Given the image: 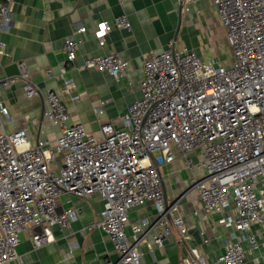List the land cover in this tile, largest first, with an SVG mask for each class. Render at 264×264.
I'll return each instance as SVG.
<instances>
[{"label": "built area", "instance_id": "1", "mask_svg": "<svg viewBox=\"0 0 264 264\" xmlns=\"http://www.w3.org/2000/svg\"><path fill=\"white\" fill-rule=\"evenodd\" d=\"M15 1L0 0V33L13 23ZM213 1L233 48L232 64L204 59L194 48L179 47L170 39L162 52L146 58L142 96L128 106L126 127L103 123L100 139L82 122L68 123L62 96L49 89L44 115L60 128L55 139L33 143L27 127L0 129V264L20 257V233L27 227L42 228L33 234L34 246L41 247L55 239L54 226L65 228L78 218L75 207L58 210V197L66 192L103 199L99 217L88 228L103 229L114 241L119 257L107 264H143L140 246L157 227L158 245L174 228L187 239L179 200L168 201L161 166L177 152L189 156L197 150L204 174L194 185L203 209L228 210L220 221L233 230L215 263L191 246L183 264H244L249 250L264 246V0ZM114 22L132 29L127 13L115 16ZM87 30L80 23L65 37L62 73L78 57ZM109 30L107 20L95 26L101 47ZM4 45L0 38V52ZM128 63L119 52L95 53L77 67L106 70L120 78ZM18 65V76L0 79V87L20 78L24 95H37L39 86L26 62ZM75 88V80L65 78V91ZM0 114H9L8 106L0 104ZM147 202L154 203L156 216L133 224L129 236L130 209ZM258 224L263 227L254 230Z\"/></svg>", "mask_w": 264, "mask_h": 264}, {"label": "crops", "instance_id": "2", "mask_svg": "<svg viewBox=\"0 0 264 264\" xmlns=\"http://www.w3.org/2000/svg\"><path fill=\"white\" fill-rule=\"evenodd\" d=\"M122 13L128 14L132 29L114 22L115 16ZM214 15L221 21L218 35L222 34L221 38L228 42L225 25L213 0H16L13 23L8 31L0 33L5 43L0 52V79L18 76V63L25 61L30 78L39 86V93L26 97L24 81L20 78L9 86L0 87V104L9 108V114H0V129L13 131L27 127L33 143L39 139H55L60 128L44 115L49 89L62 96L70 113L68 123L82 122L100 139L104 137L103 123L126 127L128 106L142 96L146 58L150 53L162 52L170 39H175L179 47L194 48L204 59H209L207 46L196 26L208 28L207 21ZM102 20L110 23L103 47L95 37V26ZM80 23L88 28L85 39L79 46L78 57L62 73L67 63L65 37ZM216 47L215 43V47L209 48L214 52ZM111 52H119L128 59V67L120 78L106 70L77 67L85 56ZM214 60L226 65L233 62V58L230 62L223 57ZM65 78L76 82V88L69 93L65 91ZM71 95L78 98L74 100ZM187 158L193 160L191 165ZM201 158L200 150L189 156L177 152L172 162L161 166L167 199L179 200L178 212L184 217L188 237L182 239L174 228L163 239V245H158L154 234L160 228L151 229L146 235L147 241L140 246L143 264H183L191 246L198 247L211 263L224 252L233 229L220 218L229 211L203 209L194 185L195 179L204 174V168L199 166ZM103 204L99 194L90 197L69 192L61 194L58 210L75 207L79 211L78 218L68 227L54 226L55 239L41 247L34 246L33 234L42 228L27 227L20 233L17 246L20 257L4 264H107L117 260L119 252L110 234L100 228H88L99 217ZM155 216L153 202L131 208L126 227L129 236L133 233V224ZM262 227V224L255 225L254 230ZM244 264H264V246L249 250Z\"/></svg>", "mask_w": 264, "mask_h": 264}, {"label": "rangeland", "instance_id": "3", "mask_svg": "<svg viewBox=\"0 0 264 264\" xmlns=\"http://www.w3.org/2000/svg\"><path fill=\"white\" fill-rule=\"evenodd\" d=\"M208 23V28H205L206 25L204 26H196V28L199 29V31H197L198 33L202 34L200 37L203 38V44H206V48L208 49V57L209 59H215V58H225L227 62H230L231 59L233 58V49L232 47L229 45V42H227L225 40V38H221L223 35H218V28L220 26V18L217 15H214V17L212 19H210L209 21H207ZM207 27V26H206ZM215 43H216V51H212V49H210L209 47L212 45L213 47H215ZM229 61H228V60ZM232 64V63H230Z\"/></svg>", "mask_w": 264, "mask_h": 264}]
</instances>
